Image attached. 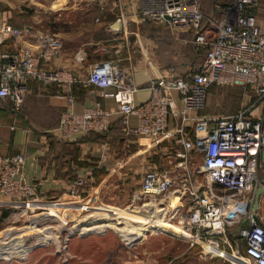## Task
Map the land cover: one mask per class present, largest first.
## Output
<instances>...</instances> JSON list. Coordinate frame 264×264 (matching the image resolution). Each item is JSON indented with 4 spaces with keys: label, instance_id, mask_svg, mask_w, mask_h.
<instances>
[{
    "label": "built area",
    "instance_id": "built-area-1",
    "mask_svg": "<svg viewBox=\"0 0 264 264\" xmlns=\"http://www.w3.org/2000/svg\"><path fill=\"white\" fill-rule=\"evenodd\" d=\"M137 8L140 18L190 30L204 57L197 70L183 76L170 70L151 79L150 96L141 104L134 102L135 85L119 79L109 61L94 66L85 80L86 85L101 89L118 113L136 119L130 134L147 137L154 145L174 137L182 147L175 154L178 161L173 168L142 175L134 200L141 207L156 202L155 208L172 212L170 220L180 216L175 225L204 256L224 259L214 252L241 255L242 248L241 256L248 264H264V225L253 210L257 189L262 186L259 171L264 168V28L260 23L264 0L218 3L214 15L203 12L201 0H138ZM18 33L8 24L0 25V44ZM60 47L57 38L46 33L34 50L26 47L17 53H1L0 98L10 99L19 110L31 82L44 86L75 83L72 74L45 67L59 55ZM212 86L251 88L255 99L232 115H192L204 109ZM173 94L180 103L176 109ZM66 100L56 129L62 140L108 131L112 115L108 110L94 104L76 111L73 97L66 96ZM171 117L176 126L170 129ZM192 154L201 161L194 168ZM24 162L21 154L0 156V207L39 200L34 186L24 179ZM194 173L203 176L205 186L194 180ZM83 184L77 182V186ZM168 194L179 204L171 210L166 205Z\"/></svg>",
    "mask_w": 264,
    "mask_h": 264
},
{
    "label": "crops",
    "instance_id": "crops-1",
    "mask_svg": "<svg viewBox=\"0 0 264 264\" xmlns=\"http://www.w3.org/2000/svg\"><path fill=\"white\" fill-rule=\"evenodd\" d=\"M64 1L60 0L59 5L63 6ZM206 7H209V0H203L204 12L207 10ZM136 9L135 5H127L124 1L116 0L100 2L97 6L100 15L94 19L88 14L68 17V20L62 22L64 25L68 23V26H63L59 33L53 34L61 46L59 55L45 67L66 71L76 78V82L46 86L31 82L19 110L14 109L10 99L0 98V156L15 154L24 156V179L34 186L39 199L69 197L74 201L75 198L84 199L88 196L98 199L102 197L105 200L104 204H96L95 207L106 211L107 219L124 220L130 216L135 218L142 210L129 206L140 205L134 200V195L140 188L142 175L150 170H170L178 161L175 154L178 151L181 152L182 147L175 144L174 137H169L160 145H154L147 137L130 134L128 131L135 128L136 119L134 117L125 118L118 113L117 106L111 99L103 97L101 89L85 84L94 66L109 61L112 63L113 73L119 79L125 83L130 82L137 88L134 95L135 104L148 100L150 92L147 88L150 80L161 78L166 70L167 56L163 45L165 36L160 33L159 41L145 39L143 42L140 38V50L130 49L125 41L126 33H129L127 24L141 22L138 12L134 14L135 19L134 15L132 16ZM5 24L15 28L11 25V20L0 13V25ZM18 31V35L6 38L0 44V54L17 53L26 47L34 50L42 44V36L45 33L34 27L29 26L18 29ZM186 33L183 30H176L172 32V37L167 38H172L168 42L170 48H167L169 57L177 56L178 58L180 55L177 52H184L185 55L182 56L188 62L195 60L192 56L193 34L192 32L190 35ZM119 40L124 41L119 42ZM235 89L237 88L212 87L210 91L215 94L228 91V94ZM69 95L74 99L73 106L76 111H82L94 104H99L108 110L112 114L109 132L85 134L71 140H62L56 129L61 113L67 108L66 96ZM172 106L175 109L180 107L176 97ZM219 113H226V115ZM235 113L233 108L224 112L204 107L203 110L193 112L192 115L218 117ZM175 126L176 119L171 117L169 128ZM189 130L190 127L187 125L188 138L190 137ZM191 162L193 163L192 168L198 166L201 162L199 155L192 154ZM193 178L205 186L203 176L194 173ZM263 180L264 169L259 171V181L264 186ZM78 181L84 184L77 186ZM134 183L137 185L136 190L129 195L134 188ZM172 199H174L173 194H170L167 201H172ZM55 204L61 206L57 209L63 211L66 210L65 206L70 205V203L60 201H34L28 203L26 207L35 210L44 205ZM153 206L156 207L155 204ZM118 208L122 209L118 211ZM98 210H95V213H98ZM165 210L157 208L153 210L154 221L151 223V228L161 232L167 230L172 234V231H177L179 234L178 228L174 225L170 223L165 225L167 221L162 218ZM59 212L52 213L58 214ZM117 212L122 214L112 215ZM126 215L129 216L124 217ZM257 218L264 225V192L258 198ZM126 228L142 233L141 237L134 236L135 238L130 242L139 240L146 233L144 230L131 226ZM224 259L231 264H236L231 258ZM213 263L229 264L221 258H215Z\"/></svg>",
    "mask_w": 264,
    "mask_h": 264
},
{
    "label": "rangeland",
    "instance_id": "rangeland-1",
    "mask_svg": "<svg viewBox=\"0 0 264 264\" xmlns=\"http://www.w3.org/2000/svg\"><path fill=\"white\" fill-rule=\"evenodd\" d=\"M111 1L116 0H65L62 6L59 5L60 0H0V13L5 15L8 20H11V25L17 29L32 26L45 34H57L63 26H68V23L65 25L62 23L68 20V17L77 14H88L94 19L100 15L97 10V6L100 2L104 3ZM120 1L126 2L127 5H135V9L138 4V0ZM228 1L230 0H209V7H206L207 10L205 13L214 15L215 4ZM202 3L203 0H201V4ZM135 11L136 12L133 13L132 16L138 12V8ZM260 18V23L264 28V14H262ZM140 20L141 22H129L127 24L129 33H126L127 39L125 41L130 49L134 51L140 50V42H145V39L159 41L160 33H163L165 36L163 45L165 46L167 56L166 57L164 54V57L167 58L164 75L171 70L176 76H183L182 74L185 75L189 71L199 68L204 57V50L199 46L192 44L194 46L192 49L193 55L192 52H190V54L195 60L190 62L182 56L185 55L184 52H177V54L180 55L178 58L177 56L174 58L169 57V53L167 52V48H170L168 42L172 39L167 38L172 37L173 31L183 30L187 32V35H190V30L179 28L171 29L168 25H159L158 23L156 24L144 18H140ZM121 41L124 40H119V42ZM134 51L132 52L135 53ZM134 59L136 60V58ZM231 88L237 89L228 94V91L222 94H215L211 93L209 90L210 92H207L204 106L209 109L221 110L224 112L233 108L234 112H237L255 99V94L251 88ZM220 115H226V113H221ZM136 187L137 185L134 183V188L129 195L136 190ZM101 198L98 199L93 196H88L84 199L75 198L74 201L69 197L51 200H36L70 203V205L68 204V206H65V211L57 209L61 207L58 204L49 206L44 205L35 210L28 209L22 204H11L10 207H0V250L4 248L8 249L9 246L6 245L10 244L12 246L20 244L26 249V252L21 256L0 254V264H214L213 261L216 257L209 258L208 256H204L198 245L191 246L189 242L182 238V230L175 225L176 221L180 219V216L170 220L172 212L165 211L162 217L167 221L165 225L168 223L174 225L178 228L179 234H177V231H172L173 234L171 232L170 234L167 230L161 232L151 228V223L154 221V213L151 212L155 210L153 205H156V202L147 203V207H141L140 205L129 206L133 209H141L142 212L135 218L132 216L128 219L124 218L126 221L122 226H131L144 230L146 233L144 237L139 240L128 242L124 240L119 233L109 228L91 230L86 233L73 231L72 227L77 224V221L81 219L84 220L89 215L96 214L84 222L88 223L90 227L93 225L99 226L107 222L106 211L98 210L97 207H95L96 204H104L105 200L104 198L101 200ZM167 203V210H171L172 206L179 205L176 199H172V201L169 200ZM120 209L122 208H118V211H120ZM95 210H98V213H95ZM52 212H59L58 214L56 213L59 217H61L63 213L64 218L67 219L65 220L66 223H61L62 221L58 216H49V214H54ZM181 213L184 214V210H182ZM120 214L122 213L117 212L112 215L116 216ZM128 216L129 215H126L124 217ZM32 226L34 227L31 228ZM46 228L47 230H45ZM10 229L13 230L7 231ZM41 230L43 233H36V231ZM43 234L52 235V237L56 238L49 239V241L44 244L36 242L35 237ZM8 236L9 238H7ZM12 236L18 238L12 239ZM239 244L240 241L237 246H239ZM239 251L243 256V249L240 248ZM222 260L231 264L225 259Z\"/></svg>",
    "mask_w": 264,
    "mask_h": 264
},
{
    "label": "bare ground",
    "instance_id": "bare-ground-1",
    "mask_svg": "<svg viewBox=\"0 0 264 264\" xmlns=\"http://www.w3.org/2000/svg\"><path fill=\"white\" fill-rule=\"evenodd\" d=\"M175 199V198H174ZM173 199V200H174ZM167 200H168V197H167ZM174 202V201H173ZM151 203V202H150ZM144 207H147V204L144 205ZM131 212V211H130ZM136 213V212H135ZM151 213H154V212H151ZM134 214V213H133ZM130 215V213H129ZM132 215V214H131ZM49 216H58V218H60V220L62 221L61 223H66L65 220H67L66 218H64V216L61 215V217H59V215H56V214H53V215H50ZM95 215H90V216H87L84 220H80L79 223L76 225V226H73L72 227V230L74 231H80L81 233H86V232H90L91 230H96V229H106V228H111L112 230L116 231L117 233H119L123 238L124 240H127L128 242H130L131 240H133L135 237L138 238V236L141 237L142 233L140 231H132V230H128L126 227L124 228L122 226V224H125V221L126 220H116L115 218L114 219H111V218H108L107 219V222L105 224H102V225H97V226H92L90 227V225L88 223H84L87 219L93 217ZM122 218V217H120ZM36 223V222H35ZM91 224V223H90ZM93 224V223H92ZM34 226H32L31 228H33ZM13 229H10V230H7V231H12ZM47 230V228L45 229ZM99 231V230H98ZM39 232H42L41 231H36V233H39ZM43 233V232H42ZM48 233V232H47ZM182 234L184 236L185 239L188 238V236H186L183 231H182ZM135 236V237H134ZM9 238V236L7 237ZM12 239L14 238H18V237H14L12 236L11 237ZM54 239L56 237H52L49 236L48 234L45 235H41V236H36L35 237V241L40 243V244H44L46 243L47 241H49V239ZM11 239V240H12ZM7 240V239H6ZM7 241H10V240H7ZM9 243V242H8ZM8 243H3V244H8ZM6 246H9L8 249H2L0 250V254H8L7 256H11V255H15V256H21L22 254H24V252H26V249L24 248L23 245H20V244H16V245H6ZM15 246V247H14ZM214 254H218V255H221L223 258H231V260H233V262H235L236 264H248L245 260H244V257H242L241 255L237 254V253H234V254H228V253H221V252H214Z\"/></svg>",
    "mask_w": 264,
    "mask_h": 264
},
{
    "label": "water",
    "instance_id": "water-1",
    "mask_svg": "<svg viewBox=\"0 0 264 264\" xmlns=\"http://www.w3.org/2000/svg\"><path fill=\"white\" fill-rule=\"evenodd\" d=\"M263 183H264V180H263ZM264 192V186H260L258 189H257V192H256V201L254 202V205H253V210L256 211L257 210V207H258V198L260 196V194H262Z\"/></svg>",
    "mask_w": 264,
    "mask_h": 264
},
{
    "label": "trees",
    "instance_id": "trees-1",
    "mask_svg": "<svg viewBox=\"0 0 264 264\" xmlns=\"http://www.w3.org/2000/svg\"><path fill=\"white\" fill-rule=\"evenodd\" d=\"M232 2V0H230V1H228V2H222V4H225V5H227V4H230ZM201 6H202V4H201ZM203 10V9H202ZM204 12V11H203ZM205 13V12H204ZM205 14H208V13H205ZM212 87H215V86H212ZM211 87V88H212ZM210 88V89H211ZM218 88V87H217ZM209 89V90H210ZM58 124H59V120H58ZM109 130H110V128L108 129V131L107 132H109ZM107 132H105V133H95V134H106ZM90 134H94V133H90ZM242 253H244V252H242Z\"/></svg>",
    "mask_w": 264,
    "mask_h": 264
}]
</instances>
